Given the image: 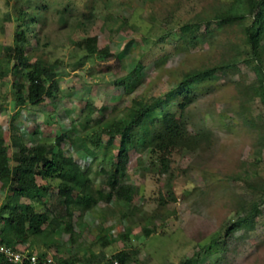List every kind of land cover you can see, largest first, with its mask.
<instances>
[{"label": "rangeland", "instance_id": "374dc122", "mask_svg": "<svg viewBox=\"0 0 264 264\" xmlns=\"http://www.w3.org/2000/svg\"><path fill=\"white\" fill-rule=\"evenodd\" d=\"M253 1L0 0V241L20 202L46 218L19 243L73 264L119 251L121 264H264V0ZM229 6L243 16L221 22ZM37 65L49 93L20 102ZM141 106L116 178L125 200L107 183L113 132ZM40 145L60 151L70 179L37 165L38 191L18 194L16 154Z\"/></svg>", "mask_w": 264, "mask_h": 264}, {"label": "trees", "instance_id": "16d2710c", "mask_svg": "<svg viewBox=\"0 0 264 264\" xmlns=\"http://www.w3.org/2000/svg\"><path fill=\"white\" fill-rule=\"evenodd\" d=\"M254 1L247 0V11L252 12L254 9ZM238 9L236 6H229L225 8V13L216 15L219 17L221 22H230L234 21L243 16V13L235 12ZM247 34L250 36L252 44L255 46L257 44L256 34L251 31L248 27L246 30ZM16 60L20 62L23 66H27V61L20 55L19 49L16 50L15 55ZM50 75L49 68L43 66H35V68L29 69L26 73L28 83L26 85V95L25 97L19 98V101L22 102L26 98L30 102H37L42 95L49 93L47 87H45L43 78H47ZM147 114V109L145 106L138 107L133 115L131 120L124 126H115L114 132L119 135L118 143V154L117 161L115 163V169L109 173L107 178V183L110 189L115 188V195L119 198H124L129 200L132 195V189L129 185L117 184L116 178L121 166L125 163L126 160V143L130 141V131L137 125H140L145 119ZM113 133L108 137V140L111 141ZM171 138V136H170ZM172 139V138H171ZM50 150L45 146H32V147H20V151L16 154L15 159L17 164L13 167V172L18 173L17 186L15 188L16 193L24 194L28 190H33L36 193L39 189L34 183L32 177V168L39 166L42 168V176H50L57 173L61 178L70 179L68 169L65 167L60 151L52 153L50 157L46 154ZM10 169L7 164V157L5 150L2 146V141L0 139V177L3 175L9 174ZM76 186L82 187L84 185L85 178L81 174H76ZM61 187L69 188L66 184H61ZM63 190V189H62ZM33 195V194H32ZM106 195H110V191H107ZM10 208L7 212V215L2 223V231L5 233H13V237L6 236L4 241H0L7 244H16L18 242L25 241V234L27 233H38L40 231V224L45 221V215L42 212H36L32 209L29 204H23L20 202H13L10 205ZM127 253L125 251L117 252L113 257L119 262L127 258ZM58 258V257H57ZM60 264H73L71 260H66L58 258ZM109 260V264H111ZM0 264H7L2 256H0ZM172 264H191L189 259L182 260L178 263Z\"/></svg>", "mask_w": 264, "mask_h": 264}, {"label": "built area", "instance_id": "2783aa9c", "mask_svg": "<svg viewBox=\"0 0 264 264\" xmlns=\"http://www.w3.org/2000/svg\"><path fill=\"white\" fill-rule=\"evenodd\" d=\"M85 160L84 157L83 161ZM0 256L7 264H60L53 252L39 251L23 243H0ZM112 263L121 264L117 260H113Z\"/></svg>", "mask_w": 264, "mask_h": 264}, {"label": "clouds", "instance_id": "9594fccd", "mask_svg": "<svg viewBox=\"0 0 264 264\" xmlns=\"http://www.w3.org/2000/svg\"><path fill=\"white\" fill-rule=\"evenodd\" d=\"M0 243H3V242H0ZM19 243V242H18Z\"/></svg>", "mask_w": 264, "mask_h": 264}]
</instances>
